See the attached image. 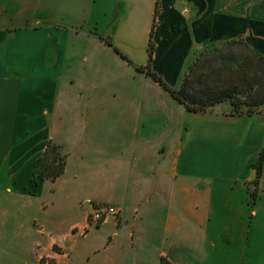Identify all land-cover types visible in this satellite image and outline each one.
<instances>
[{
  "label": "crops",
  "instance_id": "crops-1",
  "mask_svg": "<svg viewBox=\"0 0 264 264\" xmlns=\"http://www.w3.org/2000/svg\"><path fill=\"white\" fill-rule=\"evenodd\" d=\"M234 41L264 57V0H0V264H264V107L193 113L138 70L152 43L180 89Z\"/></svg>",
  "mask_w": 264,
  "mask_h": 264
},
{
  "label": "trees",
  "instance_id": "trees-1",
  "mask_svg": "<svg viewBox=\"0 0 264 264\" xmlns=\"http://www.w3.org/2000/svg\"><path fill=\"white\" fill-rule=\"evenodd\" d=\"M229 47L240 49V52L246 53L248 58L255 60V64L262 66V76L256 74V81L247 82L245 75L246 64L243 60H228L223 52L224 49L218 48L214 52L202 53L190 68L188 75L185 77L180 89L171 88L161 76L151 69L153 59V44L149 46L150 63L146 68H139V71L146 73L164 89H166L179 103L193 113H205L209 108L223 103L230 102L234 106V113L237 115L251 116L255 114V109L264 107V57L256 52L250 51L248 45L242 41H234L227 44ZM242 50V51H241ZM248 50V52H246ZM214 53L221 56V68L215 67L216 57L209 60L206 67H202L203 62L208 54ZM218 58V57H217ZM244 59V57H243ZM235 75V76H234ZM234 79L230 82L228 78ZM224 78V79H222ZM260 81V82H258ZM248 100H244L247 99ZM248 108V111L241 110V107ZM263 159L260 160L257 168V180L262 177ZM66 157L61 154L58 146L49 144L43 156L38 160L35 168L31 185L38 188L41 181H56L65 172ZM258 184V183H257Z\"/></svg>",
  "mask_w": 264,
  "mask_h": 264
},
{
  "label": "rangeland",
  "instance_id": "rangeland-1",
  "mask_svg": "<svg viewBox=\"0 0 264 264\" xmlns=\"http://www.w3.org/2000/svg\"><path fill=\"white\" fill-rule=\"evenodd\" d=\"M158 16L159 15L156 14V19H157ZM156 21L157 20H155V22ZM218 48H221V49L222 48L223 49L225 48L223 54H224L225 57H228V60H231V64L234 63L233 61H236L237 59L238 60H240V59L243 60V62L246 64V67H245V75H246V79L248 80L247 81L248 83L249 82L256 81V74H258L259 76H262V73H263L262 66H260L258 64H255V60L252 61V59L250 57L248 58V55L246 53L244 54L243 52H240V49L241 48L240 49H235L234 47H231V46L229 47L228 45H223V46H219V47H212L211 48V52L212 51L214 52ZM208 50H210V49H208ZM208 50H207V52H208ZM212 54L213 53L207 55V58L205 59V61L202 64V67H206L207 66V63H209V60L216 57V63H213V64H215V67H217V68L220 67L221 68V62L219 64V60L221 59V56L218 55V54L215 55V53H214V57H213ZM146 57H149V52L147 53L146 49L145 50L142 49L139 53L137 52V60L138 61L141 58L146 59ZM243 57H244V59H243ZM233 77L231 76L230 78L227 79V81L230 82L231 80L234 79ZM222 79H224V78H222ZM258 82H260V81H258ZM248 98L249 97H247V99H244V100H248ZM241 110L248 111V108L242 106L241 107ZM257 110H259V109H257ZM257 110L255 109L256 112H257ZM234 111H235V109H234ZM52 145L57 146L56 144H52ZM59 149L61 151V154L64 155L63 154V151L61 150L60 147H59ZM259 164H260V161L256 164V166H255L256 169L259 167ZM49 181H51V180H49ZM257 183H258V180L256 178V180H255V185L256 186H257ZM37 190H38V188L36 189V188L32 187V185H31V192L33 194H35L37 192ZM255 193H257V188H256ZM118 217H119V215L117 217H115L114 219H118ZM88 234H89V231L86 232V233H84L83 236L85 237ZM42 262H44L45 264H47V263L54 264L52 259H47V260L45 259ZM3 264H5V263H3Z\"/></svg>",
  "mask_w": 264,
  "mask_h": 264
},
{
  "label": "built area",
  "instance_id": "built-area-1",
  "mask_svg": "<svg viewBox=\"0 0 264 264\" xmlns=\"http://www.w3.org/2000/svg\"><path fill=\"white\" fill-rule=\"evenodd\" d=\"M120 208L111 205H99L94 208L93 212L89 216L90 228H97L102 222L107 221L110 218H115L120 214Z\"/></svg>",
  "mask_w": 264,
  "mask_h": 264
}]
</instances>
